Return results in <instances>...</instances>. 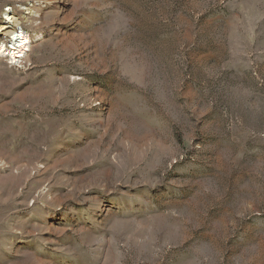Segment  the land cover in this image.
Returning a JSON list of instances; mask_svg holds the SVG:
<instances>
[{
    "label": "rangeland",
    "instance_id": "1",
    "mask_svg": "<svg viewBox=\"0 0 264 264\" xmlns=\"http://www.w3.org/2000/svg\"><path fill=\"white\" fill-rule=\"evenodd\" d=\"M8 15L31 42L11 65L0 32V264H264V0Z\"/></svg>",
    "mask_w": 264,
    "mask_h": 264
},
{
    "label": "bare ground",
    "instance_id": "2",
    "mask_svg": "<svg viewBox=\"0 0 264 264\" xmlns=\"http://www.w3.org/2000/svg\"><path fill=\"white\" fill-rule=\"evenodd\" d=\"M17 24L18 21L14 15H8L6 21H4L2 24L0 23V32L2 33L4 38L9 37L11 44L12 42H14L13 44L15 47H12V50L11 52L9 51V53H7V50L4 47H1V52L6 55V57L10 56V58H8V64L11 65H21L23 63V59L26 56L25 53L27 50V46L31 42L30 38L24 35L23 32L19 28H17Z\"/></svg>",
    "mask_w": 264,
    "mask_h": 264
},
{
    "label": "built area",
    "instance_id": "3",
    "mask_svg": "<svg viewBox=\"0 0 264 264\" xmlns=\"http://www.w3.org/2000/svg\"><path fill=\"white\" fill-rule=\"evenodd\" d=\"M7 47V48H6ZM5 48L8 50V52H9V50H10V48H11V45L9 46H5ZM3 58H6V59H8V58H10V56L9 57H6V55L3 57Z\"/></svg>",
    "mask_w": 264,
    "mask_h": 264
}]
</instances>
